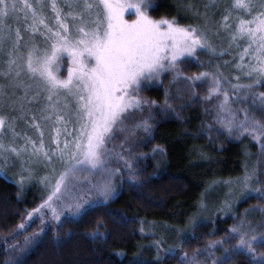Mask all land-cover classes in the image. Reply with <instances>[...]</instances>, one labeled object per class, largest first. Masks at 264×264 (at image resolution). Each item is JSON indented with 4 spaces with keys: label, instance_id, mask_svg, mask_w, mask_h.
<instances>
[{
    "label": "snow or ice",
    "instance_id": "1",
    "mask_svg": "<svg viewBox=\"0 0 264 264\" xmlns=\"http://www.w3.org/2000/svg\"><path fill=\"white\" fill-rule=\"evenodd\" d=\"M182 3L196 23L181 24L176 17L154 19L149 0H0V172L9 161L19 160L16 182L23 188L33 178L32 165L50 169L39 178L46 197L16 225L13 239L26 229L25 221L38 217L40 225L14 250L23 252L38 242L47 218L54 222L56 243H61L58 233L65 223L117 195V176L121 187L125 175L130 186L144 187L139 168L143 153L136 149L153 135L157 101L141 92L165 73L171 78L158 112L177 113L180 101L186 100L179 103L181 109L203 103L216 124L229 135L251 136L264 155V91H257L264 87V0ZM128 9H134V20L124 18ZM20 13L27 39L9 23ZM222 33L229 48H240L239 58L231 61L238 74L229 79L219 65L216 71L186 72V66L203 67L201 54L209 62L228 54V48L218 46ZM64 63L66 76L58 74ZM241 76L247 82H241ZM198 88L205 89L203 95ZM18 121L29 125L36 137L18 132ZM152 152L163 155L164 149L157 145ZM254 177L256 169L246 168L243 177L224 181L235 183L238 190L230 189L218 210H231L233 200H247L252 192L264 199V191L253 187ZM252 212H260V219L253 222ZM233 218L223 237L209 240L191 255L183 252L179 264H233L241 255L248 264H264V253L257 251L264 247V205ZM119 222L126 218L121 216ZM201 223L193 216L188 227ZM101 226L98 222L90 239H106ZM72 235L71 229L65 233L68 240ZM190 238L186 234L183 243ZM156 244L159 264L163 257L160 242ZM166 252L177 255L171 247ZM129 264L144 262L137 258Z\"/></svg>",
    "mask_w": 264,
    "mask_h": 264
},
{
    "label": "trees",
    "instance_id": "2",
    "mask_svg": "<svg viewBox=\"0 0 264 264\" xmlns=\"http://www.w3.org/2000/svg\"><path fill=\"white\" fill-rule=\"evenodd\" d=\"M165 5V0H159L156 7L151 9V15L156 17V12ZM190 67L193 70L198 69L195 64ZM145 92L153 99L164 96L159 89ZM186 122L191 132L189 136L183 135L180 124L169 119L159 117L154 123L151 142L144 148V152L150 157L139 162L143 188L130 186L126 175L121 187L120 177L117 176L119 193L112 200L71 224L65 223L59 229V244L56 243L57 235L52 229L47 230L40 244L20 264H129L138 254L139 227L143 220L183 225L188 217L197 212L203 195L198 170L190 163L185 148L183 140L186 137L196 142L211 159L210 170L219 179L229 180L242 174L243 168L232 142L218 135L213 139L205 128L204 115L199 110L189 109ZM27 133L36 137L35 132ZM157 145L163 147L164 154L151 156L152 149ZM17 163L18 160H12L5 167L15 168L19 172L21 165ZM32 166L39 167L42 164ZM30 202L34 208L41 199L34 194ZM260 205L262 200L253 197L240 204L238 210L245 211ZM121 216L126 218V222H119ZM22 219L24 213L19 205L0 195V238L14 233L17 230L16 225ZM98 222L102 225L99 232L106 239L93 241L89 234L97 229ZM234 222L228 217L201 223L194 229L195 235L197 234L196 245L223 237ZM36 224L35 222L32 225L31 232L36 229ZM69 229L73 232L70 240L65 236ZM213 230L216 231L215 236L210 235ZM192 241L190 238L187 243L191 246ZM6 247H0V264H7ZM233 264H248V260L241 255Z\"/></svg>",
    "mask_w": 264,
    "mask_h": 264
},
{
    "label": "rangeland",
    "instance_id": "3",
    "mask_svg": "<svg viewBox=\"0 0 264 264\" xmlns=\"http://www.w3.org/2000/svg\"><path fill=\"white\" fill-rule=\"evenodd\" d=\"M165 1H166L165 7L161 9L159 12H156L155 14L156 17H154L153 15H151V9L156 7L159 0H149V2L154 6L149 9V14L154 19H160L161 17L170 19L172 17H176L179 23L181 24L196 23V20L192 16V14L185 10L182 0H165ZM19 2L22 3L23 0H19ZM194 2L200 3L201 0H194ZM47 15L49 17L53 15L50 9L47 10ZM124 18L129 21L134 20L136 18L134 9L126 10L124 14ZM216 19L218 20L219 17L217 16ZM49 22L54 23V21L51 20ZM9 23L12 24L13 28L19 27L21 29L22 35L25 37V39H27L29 33L26 31V24L24 21L23 13L19 14L18 20H10ZM36 38L38 40L41 39L38 35ZM240 43L243 44V42ZM218 46L228 48V54L224 55L223 57H214L212 58L211 62H209L208 56L201 54L203 67H198L197 70H193L190 66H186L185 71L188 72L189 74L193 72H199L202 70L216 71L217 70L216 65H219V71L222 72L225 77L231 79L233 76L237 75L238 73L234 68V65L231 63V61L237 60L239 58L240 48H238L236 45H233L231 48H229L228 40L226 39L223 33L221 34V37L218 41ZM225 60L230 61V63L224 64ZM58 74L63 76L67 75L66 63L61 64ZM170 78H171L170 74L165 73L162 75L160 81L150 83L141 92V95L146 99L157 101V105L153 107V111L154 113H156L154 115V123L159 117L169 119L171 121L176 122L177 124H180L183 135L189 136L191 132L186 122L187 111L191 108L199 110L204 115L205 128L208 131L209 135L212 136L213 139L216 138V136L218 135L220 138H225L230 142H232L243 168L242 174L236 178L229 180L219 179L210 170L211 159L203 152L202 148L198 146V144L193 140L187 137L184 138L183 141L185 143V148L188 153L189 161L198 170L199 178L203 188L202 197H203L204 207L203 208L200 207V202H201L200 200L197 212L190 217L195 216L196 219L198 221H202V223L210 220H216L218 218L226 219L228 217H231L234 220L233 217H235L236 219H238L245 212L238 210L240 204L244 203L245 201L253 197L259 198V193L252 192L247 200H233L231 210L219 211L218 209L222 208L223 202L226 199H228L230 189H232L233 191L238 190V186L235 183L226 184L223 182L236 181L238 178L244 176L246 168L249 171L255 168L256 177H254L253 187L260 188L262 191H264V155L260 153L259 144L255 140H253L251 136L247 134L240 135L238 133H233L232 135H229L219 124H216L212 120V118L205 113L204 111L205 104L200 102L193 103L191 107H184L183 109H181L179 107V103H185L186 100L180 101L177 104V113L158 112L157 109L159 105L162 104L164 96H157L155 97V99H153L148 97L145 91L149 89H159L162 90L164 93L165 88L169 86ZM233 82L235 81L233 80ZM241 82H247V79L241 76ZM197 91L199 92L200 95H203L205 89L198 88ZM257 91H264V87H257ZM210 123L212 124L211 128L208 127ZM17 130L21 133L27 131L34 132V130L31 127H29V125H27L24 121L17 122ZM151 139L152 137L146 143H143L139 148L136 149L137 152L143 153V156L139 158L140 162L150 157V155L144 152V148L151 142ZM158 155L159 153L154 155L152 152L151 156L157 157ZM17 164L21 165L19 160ZM2 168L3 170L2 172H0V195L16 202L23 211L25 218L27 212L33 209V204L30 202V198L34 194H36L41 199V201L43 198L46 197L47 188L45 187L44 184H41L39 182V178L45 175L47 172H49L50 169L48 170L43 165L39 167H33L34 169L33 178L30 181L25 182L23 188H21L20 185H18L16 182L19 179V176L17 175L18 171L15 168L9 166L7 167L2 166ZM118 193H119V183H117V194ZM261 200H262V205H264V199ZM260 206H256L254 208H259ZM261 215L262 214L260 212H252L250 214V218L253 220V222H255L260 219ZM190 217H188L185 220L183 225H172L166 222L156 223L153 221L143 220V222L139 227V250L135 259L138 258L139 260H142L144 263L158 264V262L156 261V255H157L156 242H160L159 244L160 255L163 257V260L160 261L159 264H179V257L180 255H182L183 252H187L189 255H191L193 251L197 249H203V247L207 244L208 241H206L205 243H201L198 246L196 245L197 242L195 241L197 240V234L195 235L194 229L188 227ZM25 222L27 224L26 229L20 230V235L16 236L15 239H13V235H12L13 233L10 235L2 236L0 238V247L7 246L5 248V252L8 257L7 264H20L27 256V254H29L40 244L47 230L52 229L54 224V222L51 221L50 218H47L44 224L45 232L41 234L40 240L38 242H34L33 244H30L25 251L20 252L14 250L13 246L19 248L20 245H23L25 236L36 231L38 226L40 225V220L38 217H34L33 220L25 221ZM35 222L37 223L36 229L31 232L30 229L32 228V225ZM141 228H143V231H141ZM212 233H215L216 235L215 230L210 232L211 236H215L212 235ZM186 234L190 236L191 239L193 240L191 246L188 243H183V238ZM233 243H235V241H233ZM177 245H180V247H177ZM170 247L175 250L177 254L175 257H169L167 255L166 249ZM257 251L264 253V249L262 247H258ZM217 255H219V253H217Z\"/></svg>",
    "mask_w": 264,
    "mask_h": 264
}]
</instances>
